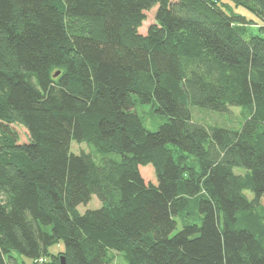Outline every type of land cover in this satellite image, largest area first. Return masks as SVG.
Returning <instances> with one entry per match:
<instances>
[{
	"label": "trees",
	"instance_id": "1",
	"mask_svg": "<svg viewBox=\"0 0 264 264\" xmlns=\"http://www.w3.org/2000/svg\"><path fill=\"white\" fill-rule=\"evenodd\" d=\"M230 1L0 0V264H264V0Z\"/></svg>",
	"mask_w": 264,
	"mask_h": 264
},
{
	"label": "rangeland",
	"instance_id": "2",
	"mask_svg": "<svg viewBox=\"0 0 264 264\" xmlns=\"http://www.w3.org/2000/svg\"><path fill=\"white\" fill-rule=\"evenodd\" d=\"M222 1L226 3V5L223 4L222 6L224 9L227 10L228 13L236 12L239 14L246 15L250 19H257L255 14L248 8L241 6V5H235L230 0H222ZM156 9L157 8L155 7V8H152L146 11L147 19L143 23L142 27L139 29L141 33L146 34L148 27L154 22ZM155 107H156V101L144 103V104L137 103L135 107V109L137 110V112L139 113V115L141 116L143 120V124L149 130H156L164 121H166V117L163 114L156 111ZM193 117L195 118V120L200 121L202 123L207 122L206 124H211V125L217 124V125L227 126L231 128H238L240 127L242 123V120L240 118L241 117L240 107H236V106L231 107V113H228V112L221 113L217 111H211L208 109H202L199 107H193ZM14 127L19 133L20 142L28 141L29 139L28 131L23 126H20V125H14ZM71 146H72V150L75 153H81V152L90 153L92 151L94 153L92 146H89L86 142L78 143L76 141H73ZM106 157L120 159V155L117 153H109L106 155ZM97 158L100 161V156ZM190 158L192 159V156ZM140 171L146 182H153V183L157 182L154 168L151 164L147 166H141ZM235 171L237 173H243L245 169L236 168ZM245 193L249 199H252L254 197L252 191L250 190H245ZM262 203L264 204V197L262 198ZM100 205H101V202L98 200V198L96 196H93L92 200L88 204L86 205L81 204L78 206V209L80 212L83 213L85 212L86 209L97 208ZM181 228H182V223L178 220L177 228L175 231H178ZM63 247H64L63 243L59 242L55 244L54 246H51L50 250L56 251V250L62 249ZM16 256L18 257V260L21 264H24V263L25 264H36L35 263L36 261L32 258H28L20 254H16ZM45 259L48 261L49 256H46ZM39 264H46V263L40 262ZM114 264H126V260L123 256V253L117 254Z\"/></svg>",
	"mask_w": 264,
	"mask_h": 264
},
{
	"label": "water",
	"instance_id": "3",
	"mask_svg": "<svg viewBox=\"0 0 264 264\" xmlns=\"http://www.w3.org/2000/svg\"><path fill=\"white\" fill-rule=\"evenodd\" d=\"M58 74V73H57ZM61 264H64L65 263V259H64V256H61Z\"/></svg>",
	"mask_w": 264,
	"mask_h": 264
}]
</instances>
